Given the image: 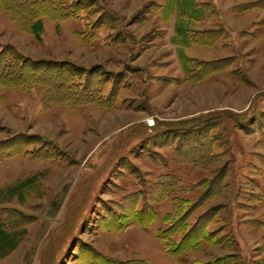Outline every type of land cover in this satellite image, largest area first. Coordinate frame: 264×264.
Segmentation results:
<instances>
[{"label":"rangeland","instance_id":"1","mask_svg":"<svg viewBox=\"0 0 264 264\" xmlns=\"http://www.w3.org/2000/svg\"><path fill=\"white\" fill-rule=\"evenodd\" d=\"M11 1L0 64L27 77L0 84V219L22 238L0 264H264V10ZM175 220L179 253L157 236ZM204 229L221 245L188 248Z\"/></svg>","mask_w":264,"mask_h":264},{"label":"trees","instance_id":"2","mask_svg":"<svg viewBox=\"0 0 264 264\" xmlns=\"http://www.w3.org/2000/svg\"><path fill=\"white\" fill-rule=\"evenodd\" d=\"M45 2L53 4L54 8H57L60 10L64 9L66 13L69 12V11H66V8L67 9L70 8V11H72L73 13L76 11V7L74 5L75 3H73L71 0H70V2H68L67 0H12L11 2H9V5H11L10 9L14 13L19 15L20 11H25L26 10L25 7H30V5L32 6V8H34V5H36V7H41L37 10V13H38L43 7L42 4H44ZM201 2L204 3V1H201ZM196 4H197V1H195V0H190L188 3V8L191 11L190 14L193 17H194V15H195V17H197L198 13L202 14V12H203L199 8V6ZM46 6L50 7V5H46ZM237 7H238V11H240V12H244L246 10H250V9H254V8L264 10V0H254V1H249L246 3H241ZM52 10H54V9H52ZM72 12L69 14L72 15ZM31 17H33V16L32 15H25V16H23V19L25 18L26 20H28ZM32 30H34V32L39 33L40 23L36 22L35 24H33ZM197 33L199 35H204L205 37L211 36V37H209L210 41L212 40V42H215L218 38H220L219 36H221V35H219V34H221L222 31L220 32L219 29H217V30L209 29V30H200V31H197ZM228 60L229 59H227V60L226 59H223V60L222 59L221 60L213 59V60H210L207 62L195 61V62H197L196 68L199 69V72L198 73L194 72L193 75H191L190 77H193L194 75L199 76L200 74H201L200 76H204L208 71H210V70L217 71L216 69H220L222 67H223L222 69H224L227 64L225 63V64L219 65V62H223V61L227 62ZM186 62L188 64V59L186 60ZM186 62L184 63V65H186ZM207 75H208V73H207ZM26 77H27L26 75H24V74L21 75V73H19L18 77L13 78V76H11L10 74L4 73V69H2L1 64H0V84L1 85L13 86L14 85L13 83H15L14 79L18 78V80H19L20 78L25 79ZM2 145H3V142L2 143L0 142V146H2ZM202 221H204V219ZM175 223L179 224L178 228L180 230L182 223L175 220L168 228L164 229L162 232H159L157 234V236L160 240L165 242V246H167V249L169 251L174 252V253H179V248L184 244V241H186L188 236L184 235L180 241L172 240V237L178 231V228L172 227L173 224H175ZM16 228H17V226H16ZM16 228L14 227V225L12 223L6 222V221L0 219V256H4V255H7L8 253H10L12 250H14L17 247V245L21 241L22 234ZM201 228L202 227H200L199 229H201ZM210 233H209V231H206V229L202 230L201 235H198L199 234V232H198L195 236H193L191 238L190 242H192V244L188 248H193V246H195L197 243L198 244L208 243L211 245H221V241L219 239L215 240V238L213 240L211 238L212 234H210Z\"/></svg>","mask_w":264,"mask_h":264}]
</instances>
